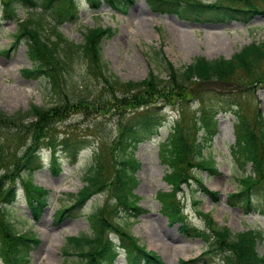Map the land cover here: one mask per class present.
<instances>
[{
    "label": "trees",
    "instance_id": "1",
    "mask_svg": "<svg viewBox=\"0 0 264 264\" xmlns=\"http://www.w3.org/2000/svg\"><path fill=\"white\" fill-rule=\"evenodd\" d=\"M88 1L95 10H99L103 3L115 10H125L127 4L133 0ZM147 1L155 11L167 12L172 8L180 11L181 8L187 14L210 15L221 21H247L256 13H264V10L258 8V3L264 4V0H216L213 4L209 3L210 0ZM0 5L3 13L0 29L5 19L17 20L18 29L14 37L17 41L27 40V54L33 68L24 71L25 77L46 79L52 97L50 106L34 105L27 112L12 116L0 110V255L3 263L29 264V252L39 243L34 233L21 232L17 228L11 213L17 197V180L24 185L27 202L35 219L39 218L49 201V191L37 185L33 179V172L38 167L37 150L47 145L55 152L62 146L68 157L75 162L82 149L80 143L74 142L73 136L62 138L61 144H57L58 138L50 139L49 136L54 130L53 120L61 121L70 115L85 116L95 112L99 115L104 113L119 116L113 150L107 154L101 151L107 148L100 147L95 150L92 164L83 177L84 185L78 192L68 194L72 203L56 211V220L62 219L72 208L83 206L92 196L108 189L116 202L113 206L107 205L92 212L88 216L91 233L68 237L63 247L64 254H77L88 264H113L117 249L108 235L111 230L118 234L121 245L127 249L130 255L129 264H165L155 251L147 250L128 231L126 224L130 223L127 221L125 224L119 218L125 211L130 216L127 220L133 218L136 221L146 211L139 204L141 198L134 192L137 185L135 172L139 167L134 158V150L138 143L158 133L162 121L156 112L162 107L188 104L192 100H200L207 93L226 94L221 91L235 86L231 78L242 72L255 74V70H259V66L264 63V42L244 47L231 59L209 60L198 57L183 68H175L172 63L167 62L165 79L151 71L142 81H123L110 73L103 60L102 41L105 37H112L111 28L88 29L81 44L69 41L60 31L64 22L78 18L80 4L75 0H0ZM20 8L28 10L24 19L19 17ZM76 57L84 62V69L90 73L87 74V80L92 83L94 77L102 85L101 92L78 90L80 82L76 80L73 71ZM261 83H264V77L254 82ZM86 86H89L88 83ZM188 87H192L190 92ZM235 107L232 105L228 111L223 110L233 113L237 120L236 142L231 155L237 172L240 173L237 177L239 189L228 197L241 199L242 196L244 206L250 212L254 206L251 199L252 189L264 187V116L260 115L258 123L253 126L251 120ZM130 113L132 118L128 120ZM194 122L186 128L181 118L177 119L168 139L159 145L161 163L169 169L165 180L172 185V192H158L157 199L162 203V211L171 222L185 218L183 205L177 194L183 190V186H192V181L199 187L194 189L195 193L201 191L218 200V193L204 185L202 178L197 175L201 171L217 172L215 160L204 154L206 141L210 142L215 133L208 132L209 125L203 115L200 120L194 119ZM26 124L30 131L21 136L20 129ZM201 131L205 132L206 139L199 142L198 134ZM12 132L16 136L12 149H18L17 155L22 149L21 157L11 155L12 149L4 147ZM113 154L115 165L110 159ZM8 157H11L12 162L10 169L6 162ZM108 159L113 169L111 180L104 167ZM57 160L54 155V170ZM249 166L251 172L247 170ZM193 203L196 204L197 214L203 219L205 227H192L184 221L181 230L190 236H200L208 243V249L203 255H219L223 264H264V254L258 249L259 242L264 240L262 230L235 232L227 226H220L211 214L200 210L197 206L199 200L193 198ZM202 256L189 260L180 259L179 264H194Z\"/></svg>",
    "mask_w": 264,
    "mask_h": 264
},
{
    "label": "rangeland",
    "instance_id": "2",
    "mask_svg": "<svg viewBox=\"0 0 264 264\" xmlns=\"http://www.w3.org/2000/svg\"><path fill=\"white\" fill-rule=\"evenodd\" d=\"M75 1L80 4L78 18L64 22L60 31L69 41L81 44L88 29L111 28L112 37H105L102 41L103 60L107 63L110 73L123 81H142L148 77L150 71L165 79L167 62L172 63L175 68H183L198 57L209 60L230 59L244 47L264 42V13H256L247 21H221L210 15H183L173 8L167 12L155 11L147 0H133L127 4L125 10H115L103 3L98 11L92 9L88 0ZM215 1L210 0L209 3L213 4ZM258 8L264 10V4L258 3ZM18 12L19 17L24 19L28 10L20 8ZM137 13H141L139 19L135 18ZM0 18H3L1 5ZM17 29L18 21L8 19L2 22L0 29V110L11 116L27 112L34 105L50 106L52 103L47 80L27 78L24 75V71L33 66L27 54V40L17 41L16 45L11 47ZM259 67L261 68L255 70V74L242 72L231 78L235 86L222 90V93H226L221 94L222 96L207 93L201 98L203 100L162 107L156 112L162 121L158 133L138 143L134 150V158L139 164L135 172L137 185L134 192L141 198L139 204L146 211L136 221H133V218L127 220L130 216L125 211L119 218L125 224L128 221L130 224H126V227L129 230L126 229L137 237L138 242L147 250L155 251L165 264H178L180 259L198 257L208 248L202 237L190 236L181 230L184 221L189 222L192 227H205L203 219L197 214L193 198L199 200V209L211 214L220 226H227L235 232L247 229H260L264 232L263 186L252 189L254 206L250 212L245 208L242 196L241 199L228 197L239 188V172L231 155L235 144L236 118L233 113L223 111H228L227 109L234 105L235 109L238 108L251 120L252 125L256 126L260 115L264 116V83L254 84L257 79L264 77V63ZM73 69L76 80L80 82L79 91L101 92L102 85L94 77L92 83L87 80V74L90 73L86 72L84 62L79 57H76ZM87 83L89 86H86ZM191 88L188 87L189 92ZM201 114L209 125L208 132L215 133L211 141L206 142L204 154L215 160L217 172L201 171L197 172V175L202 178L204 185L218 193V200L201 191L195 193L194 189L199 187L194 185L193 181L192 186H184L177 194V198L182 202L185 218L171 222L161 213L162 205L156 200L158 192H172V185L165 180L168 168L160 161L159 145L167 140L177 119L181 118L183 126L188 128L195 123L194 119L202 118ZM101 115L90 112L85 116L74 114L66 120H53L54 130L49 138H58L60 144L62 138L73 136L74 142L80 143L82 149L75 163L68 158L67 153L60 152L58 155L61 170L58 173L53 172L50 165L51 150L41 151V162H38L41 166L34 172L33 179L49 191V202L38 219L32 218L22 182L17 180L19 182L15 184L17 201L11 213L16 226L21 232L32 231L39 239V243L29 252V264H88L76 254L65 255L63 247L68 237L91 233L88 216L92 212L100 207L115 204L110 190L96 194L83 206L72 208L60 220H56L55 211L62 206L71 205L72 200L68 194L78 192L84 185L83 177L92 164L95 150L100 147L107 148L101 150L106 154L113 150L119 116L104 113ZM130 118L132 113L127 117L128 120ZM27 126L28 124L21 127V136L30 131ZM204 133L201 131L198 134L199 142H202ZM15 141V132H12L4 147L12 149ZM17 150L12 149L10 154L21 157L23 150L20 149L18 155ZM110 159L115 165L114 154ZM110 159L104 167L107 177L111 180L113 169ZM10 161L11 157H8L6 162L9 169L12 168ZM247 170L252 171L250 166ZM123 222L120 223L124 225ZM111 232L113 231L109 230L108 235L118 241V234ZM258 249L264 254V240L259 242ZM118 252L114 264H128V252L124 249H118ZM194 264L223 263L219 255L211 253L203 255L201 260Z\"/></svg>",
    "mask_w": 264,
    "mask_h": 264
},
{
    "label": "bare ground",
    "instance_id": "3",
    "mask_svg": "<svg viewBox=\"0 0 264 264\" xmlns=\"http://www.w3.org/2000/svg\"><path fill=\"white\" fill-rule=\"evenodd\" d=\"M143 12H144V11H143ZM140 16H141V13H137V15H135V18H136V19H139Z\"/></svg>",
    "mask_w": 264,
    "mask_h": 264
}]
</instances>
